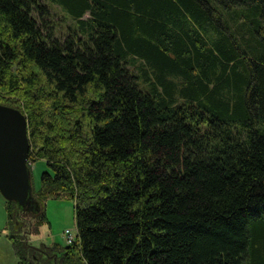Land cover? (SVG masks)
Masks as SVG:
<instances>
[{"label":"trees","instance_id":"obj_1","mask_svg":"<svg viewBox=\"0 0 264 264\" xmlns=\"http://www.w3.org/2000/svg\"><path fill=\"white\" fill-rule=\"evenodd\" d=\"M0 104L53 169L19 264H264V0H0ZM62 199L77 242L33 246Z\"/></svg>","mask_w":264,"mask_h":264},{"label":"rangeland","instance_id":"obj_2","mask_svg":"<svg viewBox=\"0 0 264 264\" xmlns=\"http://www.w3.org/2000/svg\"><path fill=\"white\" fill-rule=\"evenodd\" d=\"M46 1L47 0H41ZM48 4H50L48 2ZM53 10V18L51 19L52 27L57 36L65 39L69 33V26L72 25L71 19L58 7L51 6ZM5 95V94H4ZM32 189L38 191L41 188V178L43 173L49 171L53 173L47 162L39 160L31 164ZM45 221L29 235V242L36 247L45 245H66L64 232L71 229L77 232L75 223V204L71 200H48L45 204ZM36 222V221H35ZM29 222H25L12 227L8 223V215L6 212V199L0 191V264H19V258L16 255L12 237L20 239L30 232Z\"/></svg>","mask_w":264,"mask_h":264},{"label":"water","instance_id":"obj_3","mask_svg":"<svg viewBox=\"0 0 264 264\" xmlns=\"http://www.w3.org/2000/svg\"><path fill=\"white\" fill-rule=\"evenodd\" d=\"M30 149L26 115L0 104V191L24 212L40 209L33 196Z\"/></svg>","mask_w":264,"mask_h":264},{"label":"built area","instance_id":"obj_4","mask_svg":"<svg viewBox=\"0 0 264 264\" xmlns=\"http://www.w3.org/2000/svg\"><path fill=\"white\" fill-rule=\"evenodd\" d=\"M64 239L68 245L75 244L78 240V232H74L71 229H67L64 232Z\"/></svg>","mask_w":264,"mask_h":264}]
</instances>
